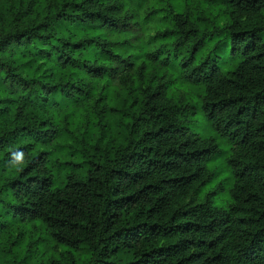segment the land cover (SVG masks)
Segmentation results:
<instances>
[{"label":"trees","instance_id":"trees-1","mask_svg":"<svg viewBox=\"0 0 264 264\" xmlns=\"http://www.w3.org/2000/svg\"><path fill=\"white\" fill-rule=\"evenodd\" d=\"M144 1L0 0V264H264V0H159L137 46ZM180 56L230 146L226 209L156 70Z\"/></svg>","mask_w":264,"mask_h":264},{"label":"rangeland","instance_id":"rangeland-1","mask_svg":"<svg viewBox=\"0 0 264 264\" xmlns=\"http://www.w3.org/2000/svg\"><path fill=\"white\" fill-rule=\"evenodd\" d=\"M166 0H163L165 2ZM159 0H145L141 8L138 9V25H133L130 28V42L133 45H141L143 42L148 41L150 37H154L159 28V18L146 16V10L158 3ZM190 5L195 7L198 11L206 13H216L219 8L210 5L208 0H190ZM135 6L127 4L126 9L132 11ZM149 17V19H146ZM264 43V33L261 36ZM207 50L200 53V56H205ZM184 56H180L171 60L168 67L156 69L158 74L165 78L164 82H169L167 94L176 100L184 99L185 102L191 106L189 115V128L191 131L199 135L201 138L213 139L219 148V154L207 164L209 172L214 174V178L201 193L198 202L201 203L209 194L211 196L214 207L226 209L231 203L230 189L232 186V176L226 159L229 157L230 146L228 142L220 137L210 126L209 122L205 119L201 110V95L203 89L201 86L193 85L186 80V75L183 73L185 69H181V63L184 61ZM199 60H197L198 62ZM232 65H225L221 69L229 71Z\"/></svg>","mask_w":264,"mask_h":264},{"label":"clouds","instance_id":"clouds-1","mask_svg":"<svg viewBox=\"0 0 264 264\" xmlns=\"http://www.w3.org/2000/svg\"><path fill=\"white\" fill-rule=\"evenodd\" d=\"M22 158V157H21Z\"/></svg>","mask_w":264,"mask_h":264}]
</instances>
